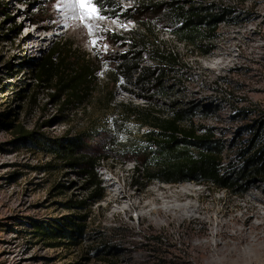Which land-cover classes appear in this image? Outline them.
<instances>
[{"label": "rangeland", "instance_id": "obj_1", "mask_svg": "<svg viewBox=\"0 0 264 264\" xmlns=\"http://www.w3.org/2000/svg\"><path fill=\"white\" fill-rule=\"evenodd\" d=\"M170 1L109 0L112 6L103 9L94 0L97 18L81 24L71 19L65 0H0V264H187L191 260L183 239L198 234L205 238L199 218L212 219V206L219 208L227 201L232 206V200L251 193L264 195L263 168L226 189L195 181H144L139 163L107 148L108 142L141 138L148 128L138 119L146 113L168 117L173 109H188L184 124L189 122L196 135L213 132L222 145L223 162L239 168L240 149L264 121V0H190L229 10L209 43L213 50L205 55L170 33ZM139 23L151 25L155 44L161 42L176 53V64L142 56L153 78H162L165 91L153 87L154 82L136 80V74L130 78L116 70L121 55L132 50L124 32ZM26 30L30 33L23 34ZM112 33L123 39L113 42ZM64 41L84 54L94 70L93 94L79 106H62L50 91L35 88L36 67ZM109 94L113 102L105 111ZM17 126L29 134L26 139H18ZM77 137L84 145L82 153L110 157L99 163L90 180L79 167L50 152L56 140ZM88 162L94 164L95 158ZM109 180L131 193H144L156 184L186 185L200 193L190 202L211 210L194 213L195 220L183 212L178 214L184 218L181 222L144 211L146 220H141L143 212L130 208L126 200L120 206L109 201ZM91 181L99 182L101 200L77 209L72 204L88 196ZM65 216H84L91 234L68 243L63 237L35 233L36 221L56 225L53 219Z\"/></svg>", "mask_w": 264, "mask_h": 264}, {"label": "trees", "instance_id": "obj_2", "mask_svg": "<svg viewBox=\"0 0 264 264\" xmlns=\"http://www.w3.org/2000/svg\"><path fill=\"white\" fill-rule=\"evenodd\" d=\"M97 4L103 9L112 6L109 0H97ZM167 4L172 10L173 22L170 33L175 40L195 49L201 55L213 50V45L211 47L209 43L216 38L215 31L219 23L226 21L229 10L215 4L211 7L196 5L190 0H171ZM135 26V29L124 32L132 50L121 55L116 70L120 75L130 78L136 74V80L146 84L154 82L153 87L158 91H165L167 87L162 85V78H153V71L142 64V56L145 53L153 61L176 64V53L164 48L161 42L157 44L153 42V39L156 41V36L150 24L139 23ZM110 37L113 42L123 39L115 33L110 34ZM93 74L94 70L85 55L72 43L64 41L57 44L36 67L35 88L50 91V96L58 99L62 106L74 104L79 106L93 94L91 86ZM112 102L113 97L109 94L103 104V110L110 109ZM186 112L188 109H173L168 117L146 113L142 119H138L141 120L140 126L148 128L141 138L124 140L122 144L108 142L107 148L117 149L118 155L126 161L139 163L142 170L140 177L144 181L158 180L164 183L195 181L197 184H211L219 189H226L240 184L248 173H260L261 168L264 169V135H261L264 132L262 127L264 121H261L258 128L252 132L254 135L249 144L240 149L241 165L237 168L223 162L220 157L222 145L213 138V132L196 135L189 122L188 125L184 124ZM15 131L18 133V139L23 140L29 136L23 132L21 126H17ZM87 133L88 131L84 134ZM83 149L81 137L62 138L55 141L50 152L79 167L87 180H90L96 175L94 171L99 168V163L110 157H95L82 153ZM93 158L95 163L90 164L88 159ZM98 187V181L89 182L88 196L74 201L72 205L84 210L99 202L101 196L98 194ZM87 200H90L89 204L86 203ZM53 221L56 225L36 221L35 227L38 231L35 233L45 238L63 237L68 243H73L76 236L91 234L85 226L84 216H65Z\"/></svg>", "mask_w": 264, "mask_h": 264}, {"label": "bare ground", "instance_id": "obj_3", "mask_svg": "<svg viewBox=\"0 0 264 264\" xmlns=\"http://www.w3.org/2000/svg\"><path fill=\"white\" fill-rule=\"evenodd\" d=\"M36 32V30L33 31L35 36L38 35ZM26 33H30V30H26L23 34ZM39 38L49 39L43 35ZM41 39L36 40L41 43ZM107 185L109 201L120 206L126 200L130 208L143 212L141 220H146V213H148L164 218H174L181 222L184 218L178 214L188 212L189 217L195 220L194 213L211 210L191 203L190 201L196 200L200 193L186 185L172 188L156 184L146 189L144 193H131L125 185L116 181L109 180ZM228 204L227 201L219 208L212 206V213H214L212 219L206 216L199 218L203 224L204 239H201L199 234L194 236L195 239H183L187 259L191 260L187 264L264 262V195L251 193L249 197L240 196V200H232V206ZM152 205L156 207L152 208ZM174 213L176 216H173Z\"/></svg>", "mask_w": 264, "mask_h": 264}, {"label": "snow or ice", "instance_id": "obj_4", "mask_svg": "<svg viewBox=\"0 0 264 264\" xmlns=\"http://www.w3.org/2000/svg\"><path fill=\"white\" fill-rule=\"evenodd\" d=\"M66 6L72 10L71 19L79 21L81 24L89 20L97 18V8L94 6V0H65ZM103 19V17H99ZM92 45H96V40L91 41Z\"/></svg>", "mask_w": 264, "mask_h": 264}]
</instances>
